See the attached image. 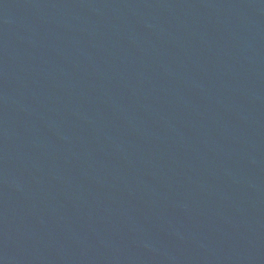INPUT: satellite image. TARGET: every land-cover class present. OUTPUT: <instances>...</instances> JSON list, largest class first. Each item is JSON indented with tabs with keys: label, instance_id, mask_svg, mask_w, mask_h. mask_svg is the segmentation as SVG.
<instances>
[{
	"label": "water",
	"instance_id": "obj_1",
	"mask_svg": "<svg viewBox=\"0 0 264 264\" xmlns=\"http://www.w3.org/2000/svg\"><path fill=\"white\" fill-rule=\"evenodd\" d=\"M0 264H264V0H0Z\"/></svg>",
	"mask_w": 264,
	"mask_h": 264
}]
</instances>
